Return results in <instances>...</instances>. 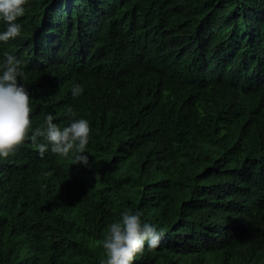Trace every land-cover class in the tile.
Wrapping results in <instances>:
<instances>
[{"label":"trees","instance_id":"trees-1","mask_svg":"<svg viewBox=\"0 0 264 264\" xmlns=\"http://www.w3.org/2000/svg\"><path fill=\"white\" fill-rule=\"evenodd\" d=\"M62 1L0 0V264H264V0Z\"/></svg>","mask_w":264,"mask_h":264},{"label":"clouds","instance_id":"clouds-1","mask_svg":"<svg viewBox=\"0 0 264 264\" xmlns=\"http://www.w3.org/2000/svg\"><path fill=\"white\" fill-rule=\"evenodd\" d=\"M112 5H109L105 2L93 3L86 0H74L72 3H69L68 0H63L59 10L61 11V15L66 17H77L79 14H83L84 18L79 22L80 29L86 30L88 32H96L100 29V23L107 17H109L111 13ZM262 15L253 14L250 17V24L258 27L262 24L263 21ZM249 39V37H247ZM52 44V43H51ZM51 52L54 56L59 55V49L54 47L52 44ZM90 52H85L81 55L80 59H86ZM248 54L252 56H264V52H261L259 49H253V51H249ZM240 65L231 73L228 83L234 82L236 83V71L240 70ZM264 71V66H263Z\"/></svg>","mask_w":264,"mask_h":264},{"label":"bare ground","instance_id":"bare-ground-1","mask_svg":"<svg viewBox=\"0 0 264 264\" xmlns=\"http://www.w3.org/2000/svg\"><path fill=\"white\" fill-rule=\"evenodd\" d=\"M73 1L74 0H68L69 3H72ZM86 1L93 2V3H99L102 0H86ZM65 20L66 19H59L58 21L52 22L51 25H49L45 29L44 33H45V38H46V41L47 42L50 41L48 39H50V38H56V37L60 36L63 33V31H60L56 35H53L56 31L62 30V29H66V28H69L70 27V25H67V24H63L62 26H60V23H66ZM41 46L43 48H45V50L40 49L38 53H33L32 55H29V57L32 58V63L30 61V58L29 57L27 58V61L29 62L30 68L33 69V70H37V69H43V70L44 69L45 70L53 69L54 68V65H55L56 56H54L51 53L52 44L48 42V44L45 43V44H43ZM47 48H50V50L47 51ZM252 51H253V49H252ZM21 65H22L21 64V61L19 59H16L15 65H14V70H13L14 73H17L19 70H21ZM258 67H259V65L256 64V73L257 74L264 73L263 69L261 71H258ZM193 74L194 73L191 72V71L187 72V78L188 79H191L192 77H194Z\"/></svg>","mask_w":264,"mask_h":264}]
</instances>
